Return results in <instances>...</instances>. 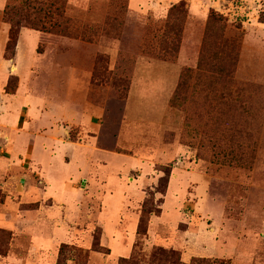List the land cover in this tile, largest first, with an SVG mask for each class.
Wrapping results in <instances>:
<instances>
[{"label": "rangeland", "instance_id": "obj_1", "mask_svg": "<svg viewBox=\"0 0 264 264\" xmlns=\"http://www.w3.org/2000/svg\"><path fill=\"white\" fill-rule=\"evenodd\" d=\"M50 1L0 0V264H264V0Z\"/></svg>", "mask_w": 264, "mask_h": 264}, {"label": "crops", "instance_id": "obj_2", "mask_svg": "<svg viewBox=\"0 0 264 264\" xmlns=\"http://www.w3.org/2000/svg\"><path fill=\"white\" fill-rule=\"evenodd\" d=\"M48 57L51 58V65H52L51 67L55 70L54 72H59V71L63 70L64 72L67 71V72H69V74H72L73 72L80 70V67L79 68H78V66H77V68L76 67H72L70 63L68 64V67H66L67 61H70L71 58H75L74 61H76L77 59H79V61H80V59L82 57H81V55H79L77 53H75L74 55H71V56L70 55L69 56H66V55H52V56H48ZM74 61L72 63H74ZM81 61H83V63L86 64V63H89L90 58L86 57L85 59H82ZM72 114H73L72 112H70V111L68 112V115L71 116L72 119H74L75 117ZM1 116L2 115L0 114V118H1ZM0 121H1V119H0ZM6 121H8V120H6ZM24 121L26 122V119ZM0 126L6 127V125L1 123V122H0ZM10 151H11L10 156H9L10 158L9 157L6 158V157H4L2 155V153H0V189L3 192H6L5 203H4L5 207L6 206L8 207L9 205H12L13 211H15L16 210V206L18 207V205L16 203L12 202L11 195H14V194L20 195L23 198L24 195H26L28 197L33 192L31 194L29 193L27 195V193L25 191H26V189L28 187L25 188V189L20 190L14 185V181H13L14 178L13 177H14V175H16L15 173L17 172V169L21 165L20 166H16L15 164H13V161L15 159H17V157H18V152H16L14 148H11ZM30 152L31 151L26 153V156L31 157V155H30L31 153ZM9 161H10V165H9L10 166L9 167L10 171H9V173L11 174V179H9V178L5 179L4 177H1V176H2L3 173L5 174L6 170L4 168L7 166ZM17 216L18 215H16V214H13V215L9 214V213H5L4 214L3 212H1L0 213V228H5V229L12 228L14 226L13 222H15V224H16L17 221H18V219H17L18 217Z\"/></svg>", "mask_w": 264, "mask_h": 264}, {"label": "trees", "instance_id": "obj_3", "mask_svg": "<svg viewBox=\"0 0 264 264\" xmlns=\"http://www.w3.org/2000/svg\"><path fill=\"white\" fill-rule=\"evenodd\" d=\"M55 2L59 5L57 8L58 12H62L64 10V6H65V1L64 0H51L49 2V4H46L45 2H39L37 7L35 8L37 11V13L39 14H43L44 16H46L47 19L50 20V14L48 12V10H50V8H52L55 4ZM6 15V13H5ZM209 21L211 25H216L218 22V17L214 16V14H212L209 17ZM12 22V21H10ZM56 26V24H54ZM18 26V24H17ZM38 30V29H36ZM46 31V27L45 26H41L39 28V31ZM18 30L16 31V29H12L11 30V34H10V38H9V42L7 45V51L12 50V48H14L15 44H16V37L18 35ZM179 89L177 90L180 91V85L178 87ZM154 214L153 210H151V208H149L147 202L145 201L142 206H141V218L139 220L138 226H137V234L139 236H145L146 232H147V225H148V221L150 216ZM0 235L2 237H8V235L4 232H0ZM1 238V237H0ZM95 242V241H94Z\"/></svg>", "mask_w": 264, "mask_h": 264}]
</instances>
